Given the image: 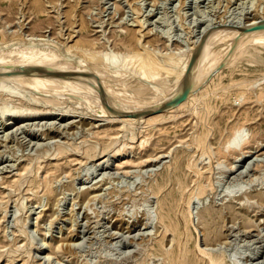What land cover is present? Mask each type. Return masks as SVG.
I'll return each mask as SVG.
<instances>
[{"label": "rangeland", "instance_id": "rangeland-1", "mask_svg": "<svg viewBox=\"0 0 264 264\" xmlns=\"http://www.w3.org/2000/svg\"><path fill=\"white\" fill-rule=\"evenodd\" d=\"M248 23H264V0H0L5 47L68 48L86 65L145 53L177 64L213 31ZM245 50L184 109L159 111L170 117L152 123L115 108L98 117L74 96L13 101L16 85L7 86L0 264H264V51ZM163 83L137 103H157L172 90ZM12 113L37 117L5 128ZM92 115L100 121H81ZM236 130L248 144L235 154L224 146ZM204 209L211 219L200 218Z\"/></svg>", "mask_w": 264, "mask_h": 264}, {"label": "bare ground", "instance_id": "bare-ground-1", "mask_svg": "<svg viewBox=\"0 0 264 264\" xmlns=\"http://www.w3.org/2000/svg\"><path fill=\"white\" fill-rule=\"evenodd\" d=\"M258 25L256 27L248 23L245 27L243 26L244 28L236 27L213 31L203 42L204 47H200L201 49L194 47L195 49L191 56L189 54V57L177 64L172 63L171 59L161 61L158 57L154 59L148 53H145L144 55L116 54L106 58L104 63L86 65L85 63L90 60L81 59L82 61H76L77 55L72 52L76 55V59L74 57L71 58V54L69 55L70 49L68 48H63L60 51L57 49V52L53 51V53L50 51L52 49L49 50L48 47L42 46L40 48L38 44L36 45L37 47H34L35 45L33 44H24L23 42L18 47L16 45L15 47L13 45L5 47L4 43L0 41V94L5 91L7 86L15 84L16 89L12 91L10 97L13 101L22 102L24 99H37L43 103L51 104L56 99L61 102L65 96H74L80 97L78 104L82 108L88 104H95V109L101 110L102 113V116L98 117H106V115L118 113L121 119L124 118L127 119L126 121L133 123H137L144 118L148 123L160 121L170 116L167 117L168 114L165 113H160L157 116L154 114L159 113V111L184 109L186 104L183 102L185 100L186 102L192 101L196 91L204 82L213 73L220 71L229 61L237 58L243 50L246 51V45L254 43L258 47L263 48L264 51V23L261 25L258 23ZM216 38H219L220 41L215 42L214 39ZM219 44L220 46H216ZM134 60L137 61L138 65L135 63L137 66L131 64L129 67V64ZM145 62L148 65H145ZM114 77H123V84L119 88L113 86ZM165 80H172V90L168 91L169 93L162 91L157 103L146 102L144 105L137 103L139 95L143 91H154L156 89L154 86H161ZM163 86L162 89L165 88ZM134 87L139 89H134ZM45 94L47 98L43 99L42 96ZM36 95H39V97H36ZM183 95H185V98L180 101ZM125 99L129 100L127 101L128 103L124 101ZM58 101L57 104L60 105ZM113 108L117 109L118 112H114ZM149 111L152 112L147 114V116H143L144 113ZM4 113L5 110L1 111L0 115L2 116ZM97 113L99 112L97 111ZM12 114L8 120L1 123L5 128L12 123L15 125L19 119L26 120V117L31 119L37 117V115L28 117V115L23 113ZM73 115H63L62 118L64 120L67 117L68 120L78 118L77 115ZM78 115L80 114L78 113ZM92 117L94 116L81 119V121H100L93 120L91 119ZM247 144L248 142L241 135L240 130H236L232 138L226 142L224 149L227 152L236 154L246 149ZM119 152L121 151H117L114 154ZM199 214L202 220L213 217V214L207 210L201 211ZM208 228L210 229V227ZM214 232L215 229L211 231L212 234ZM218 263L211 260V264Z\"/></svg>", "mask_w": 264, "mask_h": 264}, {"label": "water", "instance_id": "water-1", "mask_svg": "<svg viewBox=\"0 0 264 264\" xmlns=\"http://www.w3.org/2000/svg\"><path fill=\"white\" fill-rule=\"evenodd\" d=\"M184 98H185V95H183V96L180 98V101H182Z\"/></svg>", "mask_w": 264, "mask_h": 264}]
</instances>
